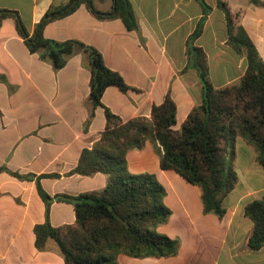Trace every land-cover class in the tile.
<instances>
[{
	"label": "crops",
	"instance_id": "obj_1",
	"mask_svg": "<svg viewBox=\"0 0 264 264\" xmlns=\"http://www.w3.org/2000/svg\"><path fill=\"white\" fill-rule=\"evenodd\" d=\"M139 23L127 29L121 19H100L82 4L73 13L54 20L44 36L56 41L77 40L95 47L106 65L131 87L122 92L109 87L103 104L123 121L151 117L152 109L168 94L177 104L180 129L190 112L202 104L203 87L194 59L187 54L188 39L203 22L194 44L204 49L210 79L216 88L239 81L247 59L228 44L227 21L218 0H206L207 16L198 0H130ZM238 24L248 32L264 60V0H225ZM69 0H0V10L16 18L0 20V264H65L58 244L49 239L36 247L35 226L47 221L54 227L76 222L74 205L57 199L104 189L105 174L82 176L72 171L82 152L92 148L106 128L105 110L90 99L89 54L77 50L57 70L32 53L17 29L20 21L32 35L52 5ZM109 12L114 0H95ZM93 114V115H92ZM233 152V153H231ZM238 175L234 188L223 194L227 212L220 219L205 214L201 191L172 170H163L151 143L128 153L132 173H155L167 189L170 222L159 231L180 238L176 257L137 259L119 257L121 264H264V247L253 251L249 239L254 222L246 206L264 198V169L259 151L239 136L234 148L223 153ZM9 171L32 179L18 178ZM38 184L52 198L47 204Z\"/></svg>",
	"mask_w": 264,
	"mask_h": 264
},
{
	"label": "trees",
	"instance_id": "obj_2",
	"mask_svg": "<svg viewBox=\"0 0 264 264\" xmlns=\"http://www.w3.org/2000/svg\"><path fill=\"white\" fill-rule=\"evenodd\" d=\"M198 1L207 16L211 7L206 0ZM94 3L95 0H69L61 7L52 5L32 35L17 21L18 32L28 49L39 53L57 70L77 50L89 54L90 99L94 108H104L106 117L100 139L92 148L83 150L72 171L82 176L105 174L106 187L76 196H56L74 205L76 222L60 227L52 226L49 221L36 225L35 244L43 250L47 241L53 239L64 255L65 264H121V255L137 259L176 257L181 248L180 238L159 231L173 215L165 202L167 189L155 173H132L128 153L151 143L161 168L172 170L197 186L204 213L222 219L227 212L223 194L231 191L238 181L231 161L227 162L223 156L227 148L233 149L239 136L245 138L258 149V160L264 169V60L246 29L238 24L239 14L232 13L225 0H218L226 15L227 44L247 59L244 76L221 88L213 85L207 53L194 44L202 32V22L187 43L188 57L194 59L190 66L198 71L203 87L202 104L190 112L180 129H176L177 104L170 94L162 104L153 107L150 118L123 121L102 99L111 86L122 92L131 87L120 73L106 65L100 51L77 40L56 41L44 36L49 23L73 13L82 4L100 19H121L130 31L139 28L130 0H114L109 12L100 11ZM8 17L16 18V13L0 10V20ZM6 170L0 167V172ZM9 172L18 178H33ZM38 187L49 211L52 198L39 184ZM245 215L254 222L249 247L258 251L264 247V198L249 203Z\"/></svg>",
	"mask_w": 264,
	"mask_h": 264
},
{
	"label": "water",
	"instance_id": "obj_3",
	"mask_svg": "<svg viewBox=\"0 0 264 264\" xmlns=\"http://www.w3.org/2000/svg\"><path fill=\"white\" fill-rule=\"evenodd\" d=\"M74 5V3H72L68 8H70L71 6H73Z\"/></svg>",
	"mask_w": 264,
	"mask_h": 264
},
{
	"label": "rangeland",
	"instance_id": "obj_4",
	"mask_svg": "<svg viewBox=\"0 0 264 264\" xmlns=\"http://www.w3.org/2000/svg\"><path fill=\"white\" fill-rule=\"evenodd\" d=\"M227 162H229V161H227Z\"/></svg>",
	"mask_w": 264,
	"mask_h": 264
}]
</instances>
